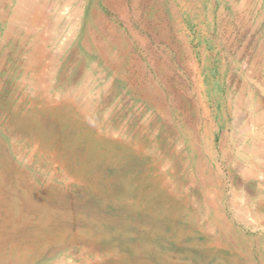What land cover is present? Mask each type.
<instances>
[{"label":"rangeland","instance_id":"obj_1","mask_svg":"<svg viewBox=\"0 0 264 264\" xmlns=\"http://www.w3.org/2000/svg\"><path fill=\"white\" fill-rule=\"evenodd\" d=\"M18 1L0 0L1 180L55 204L32 216L0 186V264H81L88 247L124 264H264L261 0H41L38 24ZM76 108L94 135L72 155L102 154L92 188L47 150L50 133L70 155L60 136L79 133L60 121L79 123ZM23 116L47 128L34 137Z\"/></svg>","mask_w":264,"mask_h":264},{"label":"bare ground","instance_id":"obj_2","mask_svg":"<svg viewBox=\"0 0 264 264\" xmlns=\"http://www.w3.org/2000/svg\"><path fill=\"white\" fill-rule=\"evenodd\" d=\"M4 1V0H3ZM7 2V1H6ZM78 3V2H77ZM44 4V3H43ZM42 4V2H41V0H19L18 1V4H16L17 5V7H16V9H15V11H14V13L13 14H15V16L16 17H18V18H21V17H23V16H31V19H32V22H33V24H38V22H39V20H40V18L41 17H44V15H45V6H42L43 5ZM54 5V4H53ZM65 6V5H64ZM66 7V6H65ZM12 9V8H11ZM47 13V12H46ZM1 16H4V14L1 12ZM52 14V13H51ZM56 14H58V13H56ZM49 15V14H48ZM47 16V15H46ZM61 16V15H60ZM12 17V16H11ZM14 17V16H13ZM59 17V16H58ZM17 18V19H18ZM1 19V18H0ZM46 19V18H45ZM59 19V18H58ZM11 20V19H10ZM13 20V19H12ZM11 20V21H12ZM47 20V19H46ZM24 21H26L25 19H24ZM28 21H26V23H27ZM40 22H43V20L41 19V21ZM45 22V21H44ZM21 23H22V21H21ZM29 23V22H28ZM32 24V23H31ZM32 24V25H33ZM41 24V23H40ZM10 25H11V23H10ZM9 25V26H10ZM19 26H20V23L18 24ZM22 25V24H21ZM28 25V24H27ZM45 27H46V25H44ZM11 27V26H10ZM16 27V26H15ZM21 27V26H20ZM40 27L41 26H39V29H40ZM38 28H36V30H37ZM51 29V28H50ZM12 30V29H11ZM18 30V29H17ZM21 31V30H20ZM18 32V31H17ZM27 32V31H26ZM43 32V31H42ZM9 33V32H8ZM4 35H5V33H3ZM20 34V33H19ZM24 34H25V32H24ZM30 34V33H29ZM43 34V33H42ZM7 35V34H6ZM28 35V34H27ZM36 35V34H35ZM40 35V34H39ZM12 36V35H11ZM7 37V36H6ZM26 37V36H25ZM25 37H23V38H25ZM40 38V37H39ZM22 39V38H21ZM43 39V38H42ZM46 39V38H45ZM26 40V39H25ZM5 41V40H4ZM36 41V40H35ZM47 41H48V39H47ZM40 42H42L41 40H40ZM44 42V41H43ZM4 43V42H3ZM23 43V42H22ZM37 43V42H36ZM45 43H46V41H45ZM33 44H35L34 42H33ZM33 47V46H32ZM40 47V46H39ZM42 47V46H41ZM6 50H7V48H6ZM33 50H36V49H34L33 48ZM44 53H45V51H43ZM30 53H32V52H30ZM47 53V52H46ZM25 55V54H24ZM33 55V54H32ZM47 55V54H46ZM15 56H16V54H15ZM43 56V55H42ZM3 57V56H2ZM29 57V56H28ZM31 57V56H30ZM29 57V58H30ZM44 57V56H43ZM42 57V58H43ZM33 58V57H32ZM41 57H39V59H40ZM55 58V57H54ZM33 61V60H32ZM39 62V61H38ZM29 63V65H30V62H28ZM35 65V64H34ZM33 66V65H32ZM28 67V66H27ZM47 68V67H46ZM40 69V68H39ZM39 71V70H38ZM46 71V70H45ZM40 72V71H39ZM42 72V71H41ZM46 73V72H45ZM42 81V80H41ZM45 82V81H44ZM46 84V83H45ZM40 85V84H39ZM47 85V84H46ZM256 85V84H255ZM33 87V86H32ZM35 87V86H34ZM48 87V86H47ZM37 89V88H36ZM46 89V88H45ZM35 91V90H34ZM39 91V90H38ZM68 94H70V93H68ZM65 96V95H64ZM70 97V96H69ZM62 98H64V97H62ZM67 98V97H66ZM32 99V98H31ZM21 100V99H20ZM64 100V99H63ZM66 100V99H65ZM64 100V101H65ZM60 101V100H59ZM58 101V102H59ZM73 101V100H72ZM37 102V101H36ZM35 102V103H36ZM41 102V101H40ZM42 105H44L43 107H41L42 109L41 110H43V112L45 113V114H49V113H54V114H58L56 111H52V109H51V106H54V100H53V98L52 97H50V96H46V98H45V100H44V103H42ZM62 105V104H61ZM74 105V104H73ZM248 106V105H247ZM54 108V107H53ZM250 108V107H249ZM28 110V109H27ZM35 110V109H34ZM40 110V111H41ZM63 110V109H62ZM30 112H31V110H30ZM26 113V112H25ZM38 113V112H37ZM253 113V112H252ZM61 114V113H60ZM63 114V113H62ZM75 115V117H76V119L79 121V123H77V122H75V121H73V120H71L70 119V117L69 116H67V115H65V117L63 118V119H61V121H60V123L64 126V125H66L67 123H69V125H70V131H73V130H71V127L73 126V128H74V130H78V139L76 138V137H74L75 139H70V137H69V135H68V133L69 132H67V133H65V134H63V135H57V137H59L60 136V139H63V140H65V141H70V143H69V153H70V155H67V154H65V152H66V150H64L63 152H60V151H58V149H59V147H58V145L60 144H58L57 145V148H55V149H51V147L53 146L52 145V143H53V141H54V139H53V137L51 136V134L50 133H48L47 135H48V137L50 138V144H48V151H49V155L50 156H52L53 157V159H54V161L53 162H58L59 164H60V166L62 167V169H63V172H64V174L67 176V177H70V179L71 180H73V181H70V183L71 182H74V183H81V182H83V181H85L86 182V184H87V186L89 185H91L90 187L92 188V186H94V184L96 185V181H97V175H96V173H99V172H101V169L99 170L98 169V165H99V161H100V159H99V156L100 155H102L100 152H95V150H94V148H97L98 146L96 145L97 143H95V142H90L89 144H88V148H87V151H86V153L83 155V156H81V157H77L76 155H72V154H76V153H78L79 151L78 150H76V146H75V144L76 143H78L79 142V140L81 141H83L84 140V138L87 140L88 139V136H93L94 135V131L93 130H91V128L90 127H86V117H87V115H86V113L83 111V110H81V109H79V108H76L75 109V113H74ZM39 115V114H38ZM69 115V114H68ZM49 119V118H48ZM57 119L59 120V117H57ZM257 119V118H256ZM47 120V119H46ZM46 120H43V121H40L39 120V117L37 116V117H21V120L20 121H22L24 124H25V126H24V128L26 129V130H30V134L31 135H33L34 137L35 136H38V135H41L40 133H38V132H36L37 134H35L34 132H35V130H41L42 129V127L44 128V129H46L47 128V125H48V123L46 122ZM258 120V119H257ZM261 120V119H260ZM57 122V121H56ZM258 122V121H257ZM40 123H41V125H40ZM39 124V125H38ZM52 124V123H51ZM60 125V124H59ZM58 125V126H59ZM62 126V127H63ZM257 126V125H256ZM52 127V126H51ZM67 127V126H66ZM85 129H83V128ZM252 127V126H251ZM86 128H87V130H86ZM95 128V127H94ZM35 129V130H34ZM51 129V128H50ZM62 130H64V129H62ZM83 130V131H82ZM42 131V130H41ZM27 132V131H26ZM51 132V131H50ZM75 133V132H74ZM29 134V133H28ZM56 134V133H55ZM81 134V135H80ZM42 135H44V132H43V134ZM53 135V134H52ZM71 135V134H70ZM75 135V134H74ZM98 135V134H97ZM100 135V134H99ZM38 138V137H37ZM55 138H56V136H55ZM95 138V137H94ZM101 138V139H100ZM42 139V138H41ZM57 139V138H56ZM96 139H97V137H96ZM102 137L101 136H99L98 137V141H102ZM262 140V139H261ZM38 141V140H37ZM43 141V140H42ZM45 141V140H44ZM48 141V142H49ZM60 141V140H59ZM56 142V141H55ZM130 142V141H129ZM128 142V143H129ZM43 143V142H42ZM68 143V142H67ZM102 143V142H101ZM109 143V142H108ZM45 144V143H44ZM52 145V146H51ZM85 145V144H84ZM87 145V144H86ZM111 145V144H110ZM64 146V145H63ZM62 146V147H63ZM83 146V145H82ZM121 146V145H120ZM124 146V145H123ZM260 146V145H259ZM65 147V146H64ZM63 147V148H64ZM84 147V146H83ZM46 148V147H45ZM253 148V147H252ZM61 149V148H60ZM80 149V148H79ZM125 149H127V148H125ZM260 149V148H259ZM262 149V148H261ZM46 150V151H47ZM257 150V149H256ZM44 151V150H43ZM43 151H41V153H43L44 154V152ZM131 151V150H130ZM250 151V150H249ZM137 152V151H136ZM252 152H254L253 150H252ZM259 152V151H258ZM131 153V152H130ZM260 153V152H259ZM262 153V152H261ZM129 154V153H128ZM132 154V153H131ZM254 154V153H253ZM257 154V153H256ZM134 155V154H133ZM80 156V155H79ZM131 157V156H130ZM213 157V156H212ZM255 157H256V155H255ZM101 158V157H100ZM51 159V158H50ZM130 160V159H129ZM132 160H133V158H132ZM118 162V161H117ZM131 163V162H130ZM134 163V162H133ZM135 164V163H134ZM136 165V164H135ZM108 166H110V165H108ZM130 166V165H129ZM248 166V165H247ZM115 167V166H114ZM120 167V166H119ZM122 167H123V165H122ZM135 167V166H134ZM102 168V167H101ZM130 168V167H129ZM136 170V169H135ZM94 171V175L92 176V178L94 179V181H93V185L92 184H90L88 181H87V179H89L87 176V178L85 177V178H82L81 176H83V174L85 175L86 173L87 174H89V172H93ZM129 171V170H128ZM131 171V170H130ZM136 172V171H135ZM147 172V171H146ZM134 173V172H133ZM152 173V172H151ZM91 174V173H90ZM132 174V173H131ZM136 174H137V172H136ZM149 174V173H148ZM3 173L0 171V186H4L6 189H8V190H12L13 192H16V194H18V201H20L21 203H23V205H25V207L27 208L30 204H31V209H28L29 211H30V213L32 214V216H37V215H39V214H41L42 212L43 213H45L46 212V214L45 215H47V218H49V215H50V210L47 212V208L46 207H51L50 205L52 204V205H54L55 203H50L49 204V202L47 201L48 200V198H50L51 196H49L50 194H48L47 195V193L46 194H43L45 197H46V199L44 200V203H43V200H42V196L43 195H41V194H37V193H35L34 195H29L30 193L27 191V190H25L24 188H23V184H25L26 182L25 181H19L20 180V177L21 176H19L18 177V179H17V182H18V187L17 186H14V187H8V186H6V185H4V183H3V181L1 180L2 179V177H3ZM101 175V174H100ZM58 176V175H57ZM99 176V175H98ZM54 177V176H53ZM141 177V176H140ZM101 178V177H100ZM119 178V177H118ZM147 178V177H146ZM152 180V179H151ZM90 181V180H89ZM133 181V180H132ZM147 181H149V179L147 180ZM192 181V180H191ZM144 182V181H143ZM10 183V182H9ZM28 183V182H27ZM122 183L123 184H129V180H127V178L126 179H123L122 180ZM141 183V182H140ZM150 183V182H149ZM149 183H148V185H149ZM5 184H6V182H5ZM132 184V183H131ZM136 184V183H135ZM139 184V183H138ZM26 185H28V184H26ZM143 185V184H142ZM67 187H70V184H67ZM84 187H86V186H84ZM83 187V188H84ZM142 187V186H141ZM156 188V187H155ZM169 188V187H168ZM27 189V188H26ZM164 189V188H163ZM20 190V191H19ZM34 190V189H33ZM142 190V189H141ZM152 190V189H151ZM144 191V190H143ZM51 192V191H50ZM56 192V191H55ZM54 192V193H55ZM85 192V191H84ZM140 191H138V193H139ZM156 192V191H155ZM153 193V192H152ZM140 195V194H139ZM16 196V195H15ZM154 196V195H153ZM149 197V196H148ZM144 198V197H143ZM145 200V199H144ZM143 200V201H144ZM62 203H65L66 205H68V203H66V201H64V202H61L60 204H62ZM155 203H156V201H155ZM47 204H49V206H45V205H47ZM153 204V203H152ZM257 205V204H256ZM36 206H38V207H36ZM149 206V205H148ZM152 206V205H151ZM34 208H35V211H34ZM68 209H73V214H77V215H80V213L83 211V208H82V206H80L79 204H74V205H70V207L68 208ZM151 209L149 208L147 211L149 212V213H151L152 211H150ZM70 211V210H69ZM82 214V213H81ZM152 214V213H151ZM67 215V212H65V213H63L61 216H66ZM69 215H70V213H69ZM72 215V214H71ZM133 225V224H132ZM157 226V225H156ZM159 227H161V225L159 226ZM48 228V227H47ZM162 228V227H161ZM167 229V228H166ZM43 231V230H42ZM45 232V231H44ZM113 232V231H112ZM160 234H162V233H160ZM160 234H158V235H160ZM154 235V234H153ZM159 238H160V236H159ZM162 241V240H161ZM112 243V242H111ZM101 246V245H100ZM103 247V246H102ZM102 247L100 248L101 250H102ZM99 248V247H98ZM87 250H90V252L87 254V255H85L84 253L83 254H80L79 256H77V257H80L79 259H77V258H75L77 261H80V263L81 264H124L125 263V261L123 260V256H121L120 255V253H118V251H112V248L111 249H108V250H106V251H99V250H95V248L94 247H88V248H86V249H84V252L85 251H87ZM112 251V252H111ZM139 251V250H138ZM166 253V252H165ZM164 255V254H163ZM22 259V258H21ZM78 264V263H77Z\"/></svg>","mask_w":264,"mask_h":264},{"label":"crops","instance_id":"obj_3","mask_svg":"<svg viewBox=\"0 0 264 264\" xmlns=\"http://www.w3.org/2000/svg\"><path fill=\"white\" fill-rule=\"evenodd\" d=\"M261 5H263V7H264V2H263V0L260 1V5H259V6L261 7ZM262 17L264 18V13H262Z\"/></svg>","mask_w":264,"mask_h":264}]
</instances>
